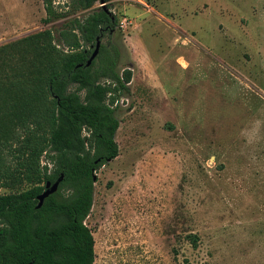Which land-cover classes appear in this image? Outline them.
<instances>
[{
  "label": "rangeland",
  "instance_id": "374dc122",
  "mask_svg": "<svg viewBox=\"0 0 264 264\" xmlns=\"http://www.w3.org/2000/svg\"><path fill=\"white\" fill-rule=\"evenodd\" d=\"M51 6L42 24L41 0H0V86L44 57L45 38L28 50L23 38L46 30L65 52L59 31L99 7ZM104 8L116 24L100 45L131 76L112 106L117 156L97 170L84 220L92 264H264V0Z\"/></svg>",
  "mask_w": 264,
  "mask_h": 264
},
{
  "label": "trees",
  "instance_id": "16d2710c",
  "mask_svg": "<svg viewBox=\"0 0 264 264\" xmlns=\"http://www.w3.org/2000/svg\"><path fill=\"white\" fill-rule=\"evenodd\" d=\"M41 1L40 22L47 24L57 14L51 0ZM107 1L75 0L81 10L104 5L59 31L65 52L52 45L49 31L23 38L26 50L45 38L44 57L32 66L31 77H13L0 86V188L7 191L0 193V264L93 262V238L84 220L97 170L117 156L112 106L131 76L127 69L117 73L118 52L110 43L99 45L85 67L95 39L115 27ZM70 85L74 90L68 91ZM60 176L56 191L36 209L44 184ZM186 238L195 247L197 236Z\"/></svg>",
  "mask_w": 264,
  "mask_h": 264
},
{
  "label": "water",
  "instance_id": "95a60500",
  "mask_svg": "<svg viewBox=\"0 0 264 264\" xmlns=\"http://www.w3.org/2000/svg\"><path fill=\"white\" fill-rule=\"evenodd\" d=\"M99 45H100V40L98 38H96L94 49H93L91 55L89 56V58L87 59V61L85 63V67H87L91 63V61L95 58V56L97 55ZM60 181H61V176L58 177L52 184H50L49 182H46L44 184L43 191L36 197V201H37V204L35 206L36 209H38L41 206V203H42L44 198H46L48 195H50L56 191L57 186H58Z\"/></svg>",
  "mask_w": 264,
  "mask_h": 264
},
{
  "label": "built area",
  "instance_id": "2783aa9c",
  "mask_svg": "<svg viewBox=\"0 0 264 264\" xmlns=\"http://www.w3.org/2000/svg\"><path fill=\"white\" fill-rule=\"evenodd\" d=\"M103 5H104V3H102V2H99V3H98V6H99V7H102ZM43 164H44V163H43ZM47 167L50 168V165L47 164Z\"/></svg>",
  "mask_w": 264,
  "mask_h": 264
}]
</instances>
